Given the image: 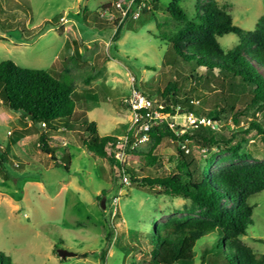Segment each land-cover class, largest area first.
<instances>
[{
	"label": "rangeland",
	"instance_id": "1",
	"mask_svg": "<svg viewBox=\"0 0 264 264\" xmlns=\"http://www.w3.org/2000/svg\"><path fill=\"white\" fill-rule=\"evenodd\" d=\"M117 1L0 0V63L11 60L22 68L54 69L63 77L70 76L78 94L79 116L95 122L101 136H127L131 113L123 101L134 89L160 101L158 92L170 80L175 81L181 93H189L194 104L205 111L226 98L235 110H243L239 124L227 110L215 121V129L205 127L208 134L222 144L241 141L250 162H264V145L255 131L245 140L240 135L231 138L236 132L244 133L254 119L255 108L248 106L250 96L222 91L217 79L204 69L167 63L169 44L163 40L178 29L167 11L174 1L190 13L196 7L215 4L235 25L253 31L263 15V0H159L157 7L151 0H141L139 19L127 18L121 25L120 39L115 41L116 25L100 15L107 4L115 13ZM239 40L229 34L219 38V43L228 50ZM67 42L71 47L60 57ZM191 73L193 80L186 79ZM259 114L256 112L260 118ZM174 122L175 130L184 128L182 119ZM46 130L57 163L66 164L67 154L72 156L70 172L57 167L41 149L39 138ZM81 132L83 128L52 132L43 125L32 127L0 99V154H9L0 172V255L9 257L13 264H150L154 258L148 234L172 219L195 217L187 210L190 201L124 183L117 169L85 148ZM156 148L162 157L160 164L140 172L144 156ZM184 150L202 166L210 155V151L190 143ZM136 154L125 156L123 162L140 177L177 173L178 152L171 138L156 145L149 137L137 147ZM250 203L254 206L253 224L242 240L264 256V191L252 196ZM218 240L216 233L201 238L194 249L193 264H213L214 256L208 250L217 251L214 246ZM58 249L76 253V257L63 260ZM85 252L95 255L80 259Z\"/></svg>",
	"mask_w": 264,
	"mask_h": 264
},
{
	"label": "trees",
	"instance_id": "2",
	"mask_svg": "<svg viewBox=\"0 0 264 264\" xmlns=\"http://www.w3.org/2000/svg\"><path fill=\"white\" fill-rule=\"evenodd\" d=\"M140 2L136 1L137 4ZM151 2L157 7L159 0ZM103 10L111 11V4L103 6ZM167 11L178 23V29L174 35H165L163 39L169 44L166 62L171 65L186 63L193 70L204 69L217 79L222 91L231 95H249L248 106L254 107L260 118L255 112L247 130L240 134L236 132L231 138L236 139L240 135L245 140L248 133L255 131L264 145V0L263 15L253 31H245L235 25L232 17L215 4L196 7L190 13L174 1ZM120 34L121 26L115 31V41L120 39ZM229 34L238 36L240 40L234 48L224 50L219 38ZM70 47L67 42L60 57ZM192 78L193 73L186 79ZM180 88L170 80L164 90L158 92L160 102L165 105V114L174 117L193 112L215 122L220 121L222 114L229 110L234 116V123L239 124L243 110H235L231 101L222 98L214 109L205 111L193 103L189 93H181ZM0 99L8 109L28 119L32 127L43 125L52 132L60 128H83L88 134L85 137L81 132L85 148L94 156L105 159L111 168L117 169L119 177H127L133 185L158 190L159 195L190 201L187 210L190 215L196 214L195 217L172 219L157 225L148 234L154 258L150 264H193L197 242L212 233L219 236L214 246L217 251L214 248L208 250L214 256L213 264H264V256L256 254L242 240L253 224L254 206L250 198L264 191V162H250L251 157L242 152L241 141L234 145H229L232 143L230 140L222 144L213 134L209 135L205 127L177 135L168 124H164L153 128L149 137L155 139L156 145L164 138L174 141L178 152L177 173L140 177L133 168L116 158L119 139L101 136L95 122H90L87 116H79L78 94L70 76L63 77L54 69L22 68L6 60L0 63ZM123 106L127 109L124 101ZM77 119L80 120L77 122ZM39 141L41 149L50 155L56 166L70 172L72 156L67 154L66 164L57 163L56 150L51 145L47 130L41 133ZM188 143L210 151L203 166L195 156L184 150ZM214 147L216 151L213 152ZM156 150L144 156L140 172L160 164L162 157L156 154ZM136 151L137 148L132 150L128 147L125 156L137 155ZM8 159V153L0 154V172L3 173V164ZM94 255V252H85L79 258ZM101 257L104 259L105 254L102 253ZM0 264L13 263L9 257L0 255Z\"/></svg>",
	"mask_w": 264,
	"mask_h": 264
},
{
	"label": "built area",
	"instance_id": "3",
	"mask_svg": "<svg viewBox=\"0 0 264 264\" xmlns=\"http://www.w3.org/2000/svg\"><path fill=\"white\" fill-rule=\"evenodd\" d=\"M137 0H118L114 5V12L106 10L101 13V17L111 20L115 25V31L123 24V22L131 17L138 20L141 15L142 6H138ZM118 14V16L116 15ZM195 103V102H193ZM124 104L131 113V126L128 130L127 136L118 138L119 150L116 153V158L123 161L125 157V150L129 147L132 150L136 149L140 144L149 140V132L153 128H159L164 124L174 130L177 135H183L188 130H195L200 127H212L215 129V122L206 116H199L193 112L174 117L164 113L165 105L159 100L150 98L143 92L136 89L132 90L129 97L125 98ZM179 111H182L181 109ZM182 119L184 128L175 130L176 124L174 120ZM185 148V146L183 147ZM123 182L128 184L127 177H122ZM115 210L117 207V199L114 200Z\"/></svg>",
	"mask_w": 264,
	"mask_h": 264
},
{
	"label": "water",
	"instance_id": "4",
	"mask_svg": "<svg viewBox=\"0 0 264 264\" xmlns=\"http://www.w3.org/2000/svg\"><path fill=\"white\" fill-rule=\"evenodd\" d=\"M101 205H102V208H105V198L102 199ZM57 254L63 260H66L67 258L76 257V253L69 252V251H66V250H63V249H58L57 250Z\"/></svg>",
	"mask_w": 264,
	"mask_h": 264
}]
</instances>
